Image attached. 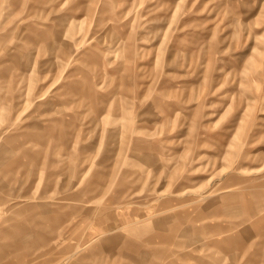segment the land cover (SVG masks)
Returning <instances> with one entry per match:
<instances>
[{
	"label": "rangeland",
	"instance_id": "374dc122",
	"mask_svg": "<svg viewBox=\"0 0 264 264\" xmlns=\"http://www.w3.org/2000/svg\"><path fill=\"white\" fill-rule=\"evenodd\" d=\"M0 264H264V0H0Z\"/></svg>",
	"mask_w": 264,
	"mask_h": 264
},
{
	"label": "bare ground",
	"instance_id": "6f19581e",
	"mask_svg": "<svg viewBox=\"0 0 264 264\" xmlns=\"http://www.w3.org/2000/svg\"><path fill=\"white\" fill-rule=\"evenodd\" d=\"M183 1V0H182ZM55 240V239H54Z\"/></svg>",
	"mask_w": 264,
	"mask_h": 264
}]
</instances>
